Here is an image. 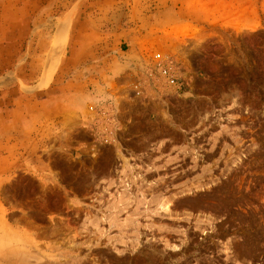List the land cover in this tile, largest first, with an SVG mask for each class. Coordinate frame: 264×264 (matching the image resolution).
Here are the masks:
<instances>
[{"label":"rangeland","instance_id":"obj_1","mask_svg":"<svg viewBox=\"0 0 264 264\" xmlns=\"http://www.w3.org/2000/svg\"><path fill=\"white\" fill-rule=\"evenodd\" d=\"M107 1L0 12L78 9L85 29L107 23ZM242 4L184 13L167 48L156 12H120L148 39L92 72L99 121L84 146L47 139L17 169L0 160V264H264V0Z\"/></svg>","mask_w":264,"mask_h":264},{"label":"crops","instance_id":"obj_2","mask_svg":"<svg viewBox=\"0 0 264 264\" xmlns=\"http://www.w3.org/2000/svg\"><path fill=\"white\" fill-rule=\"evenodd\" d=\"M129 1L108 0L96 11L107 23L102 26L99 19L97 24L90 19L91 24L85 29L78 21L84 12L78 9L22 12V8L20 12H0V160L3 163L11 162L8 165L17 169L20 161L28 159L24 154L30 152L35 156L42 152L38 146L47 139L66 148L68 144L75 148L84 146L85 126L90 128L99 121L98 110H94L99 102L98 74L92 72L99 71L103 63L127 64L119 58L131 54L134 48L141 49L148 39L138 24L130 27L123 23L120 12L124 15L156 12L163 48L168 47L170 31L186 27L187 21L180 20L186 12H220L221 9L243 12V0L240 3L239 0ZM233 1L234 7L230 4ZM223 2L225 8L220 7ZM21 33L25 37H19ZM73 34L79 35L75 41ZM57 35L63 40L61 44L54 41ZM112 39L115 40L111 42ZM64 54H69L65 60ZM83 65L87 67H80ZM58 73L61 82L53 88ZM33 158L44 161L37 156Z\"/></svg>","mask_w":264,"mask_h":264},{"label":"built area","instance_id":"obj_3","mask_svg":"<svg viewBox=\"0 0 264 264\" xmlns=\"http://www.w3.org/2000/svg\"><path fill=\"white\" fill-rule=\"evenodd\" d=\"M162 75L166 78L169 84L173 85L175 83V77L169 68H163Z\"/></svg>","mask_w":264,"mask_h":264}]
</instances>
